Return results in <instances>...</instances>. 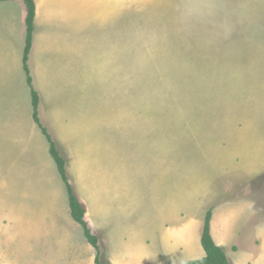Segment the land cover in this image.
I'll use <instances>...</instances> for the list:
<instances>
[{
    "label": "rangeland",
    "instance_id": "1",
    "mask_svg": "<svg viewBox=\"0 0 264 264\" xmlns=\"http://www.w3.org/2000/svg\"><path fill=\"white\" fill-rule=\"evenodd\" d=\"M220 1L34 0L38 37L28 65L40 97L38 118L66 161L98 251L73 221L60 177L58 237H37L36 227L50 223L41 213L14 220L0 235V264H87L89 246L91 256L109 264L117 256L107 258L99 223L109 229L120 223L124 234L145 238L149 249L160 250L153 264H182L197 259L192 245L170 254L163 240L174 243L186 226L190 237V225L203 226L207 210L218 228L227 222L230 243L223 249L230 264H264V0ZM13 5L26 17L23 2ZM20 27L23 37L12 35L16 44L6 49L7 29L0 28V122L6 124L9 111L28 106L27 116L32 113L22 70L25 18ZM48 38L52 58L44 55ZM62 54L70 63H61ZM18 138L9 147L17 148ZM34 141L41 140L28 143ZM44 148V160L56 168L47 143ZM32 151L13 162L27 167ZM42 151L35 149L34 166ZM32 175V182L0 195V203L23 210L34 184L42 208L49 183ZM31 208L22 211L25 217ZM101 211L114 219L107 214L102 221Z\"/></svg>",
    "mask_w": 264,
    "mask_h": 264
},
{
    "label": "crops",
    "instance_id": "2",
    "mask_svg": "<svg viewBox=\"0 0 264 264\" xmlns=\"http://www.w3.org/2000/svg\"><path fill=\"white\" fill-rule=\"evenodd\" d=\"M13 2V3H11ZM17 2V3H16ZM21 0H17V1H0V21L4 23V25L2 23H0V28H4L7 29L6 30V35L8 36L7 38V42L3 44L4 49H6V47H10L12 44H16L15 40L16 39H11L12 35H14L17 38H21L23 37V35L21 34V23L22 20L25 18V14L24 12L22 13L24 17H22V20L20 18L21 14L19 13V9H17L13 4H19L21 3ZM221 3V1L219 0V4ZM230 3V2H229ZM230 6H234L232 3H230ZM22 7V6H21ZM62 11V10H60ZM237 11V10H229L230 13ZM36 15H38L37 13V7H36ZM37 16H35V28H34V33H33V45H32V49L34 51L35 45V38L37 35V27H38V21H37ZM47 19H51V17H47ZM50 23V22H48ZM51 24H49L50 26ZM26 35V30H25V34ZM50 35L52 36L53 34L50 32ZM38 37V35H37ZM11 39V40H10ZM37 39V38H36ZM54 44L53 40L51 38L47 39V44L43 49H46L47 51L44 53V55L51 57V55L54 56V54L51 52L50 50V54L48 55V50L51 47V45ZM17 45H18V41H17ZM5 51V50H4ZM53 51V49H52ZM14 54L20 58L21 55H19V52L17 50H14ZM23 54V52L21 53ZM13 55V56H15ZM62 60L61 63L63 64H67L70 63L69 60H66L65 57L63 58V54L61 55ZM0 60L4 61L2 58H0ZM17 61V60H16ZM48 63V62H47ZM30 65V64H29ZM50 67V66H49ZM51 68V67H50ZM30 69V68H29ZM23 70V68H22ZM30 93V90H29ZM30 100H31V94H30ZM30 111L33 113L32 110V105L30 102ZM2 107H0L1 109ZM8 111L9 109L6 108ZM5 110V109H3ZM20 112H23L22 114H20ZM32 113L29 112L28 114V106L24 109L23 106L21 109H16L13 113L12 112H8L5 113L7 116H5V119L8 121V123H4V122H0V142H6V145L4 147L3 150H0V195H2L4 192L5 194H8L9 191L10 193L13 192V189L15 186H17L18 184H25L27 182V179L29 180V183L32 182L33 180V175L37 176L38 178H44L43 180L49 183V186L46 187V189L48 188V193L45 194V196L43 197L42 200V204L41 207L42 208H38L36 205L38 204L36 202V188H38V186L36 185H32V187H30V194L27 195L25 198H27L28 202L26 204V206L23 208V210L20 207H12V208H7L5 203H0V235H3L9 228H10V224H12V222L14 220H26V221H31L33 218H39L40 215L38 216H34L33 213H41L42 215V221L44 222H50L47 223L46 225H40V227H36V234L37 237L38 236H42L41 238H46L44 235H56V237H58L59 235V226L58 223L55 225V222H58V218H59V208H60V196H61V191H60V187H59V178L60 175L58 174L56 168H53L50 164L48 165V161L44 160L45 159V143H47L48 145V156L50 155L49 153V144L45 138V136L42 134V132L40 133V129H38L37 124H35L33 117H32ZM10 114V116L8 115ZM31 114V115H30ZM13 116L14 117H18V119H14L13 120ZM36 128L39 130V133H37ZM3 129H6L4 132ZM11 133V134H7V133ZM52 135V134H51ZM23 136V137H21ZM19 137V138H18ZM32 137V138H31ZM19 139L17 141L18 147H9L8 142H12L15 139ZM39 139L41 140L39 143L36 142H32V143H28V141L30 139ZM55 140V138H54ZM20 142V143H18ZM36 148H41V150L43 149V151L41 152V156L42 159L40 161L39 166H34L33 162L34 159L36 157V154H34L35 149ZM33 149L31 155H33V160L31 161V164L26 166H20V165H16L15 162L13 161H17L21 156L26 155L27 151ZM31 152V151H30ZM50 157V156H49ZM46 165H45V164ZM14 164V165H13ZM29 164V163H27ZM52 175V177H51ZM49 178H55L56 179V184H54V181L52 179ZM43 183H41L42 186ZM55 185V186H54ZM45 189V190H46ZM57 203L59 205H57ZM33 205V208H31V213L30 215H28L27 217H25L22 213L27 211V208H30ZM54 212H57V214H54ZM111 211H104V212H100L99 215L101 216V219L103 221L102 217H105L107 214L110 217L109 221L111 219H114L113 215L110 214ZM103 214V215H102ZM99 217V216H98ZM40 219V218H39ZM74 221V220H73ZM101 221V220H100ZM107 221V222H109ZM75 222V221H74ZM76 223V222H75ZM223 223V224H222ZM226 221H221V228H218L214 221L212 220L211 222V234L213 239L217 242L216 244L222 248H226L227 244H229L230 240L227 241L228 238L227 237V232L229 230ZM98 226L101 228V236L102 240H105V244L107 246H109L110 250L108 253L107 258L109 259L111 256L116 255L117 257L112 260H109V264H140L141 259H146V263L147 264H153V261L157 260V257H159L160 255V250L159 249H149V243L147 244L144 242L145 238L143 239H138L136 237H133L130 233L127 234L123 232V226L118 223L117 226L110 228L109 229V224L108 225H101L100 223L98 224ZM228 229H226V227ZM96 227L93 228L94 232L96 233ZM104 228H106V231H104ZM189 229V228H188ZM57 230V232H56ZM92 230V229H91ZM92 230V231H93ZM191 231H195L194 233H190ZM201 231H202V225L200 224L198 226V223L193 222L192 225H190V229H189V233L191 234L190 237L188 235L187 238V226L186 228H180V232L178 233L177 231V236H179V239L176 240L174 243L170 242L167 232L165 233L166 237L168 238V242L164 239L163 242L164 244H167L169 246V251L167 253L170 252V254H182L183 251L189 252L188 250H191V248L188 247L189 245H192L193 249H195L194 251V256L197 257V259H200L202 257H204V251L202 249V247L200 248V246L198 244H200V236H201ZM110 232V234H109ZM164 232V230H163ZM162 232V234H163ZM186 234V235H183ZM29 235V234H28ZM170 236V235H169ZM29 237V236H28ZM164 234H163V237ZM218 238V240L220 241V243H218V241L216 240ZM152 241V240H151ZM178 242L179 243V249L176 250L174 247V244ZM57 244V242H56ZM195 244V245H194ZM57 246L59 247V245L57 244ZM136 250L132 252H129L130 250H128L129 248H133ZM182 248V249H181ZM59 250V248H58ZM57 250V251H58ZM174 250V251H173ZM226 250V249H225ZM122 251V252H121ZM145 251L150 252V254H146ZM179 251V252H176ZM182 251V252H181ZM87 253L88 254V262L86 261L87 264H93L95 262V256H91V249L90 246L87 249ZM123 254V256L119 257V254ZM166 253V254H167ZM110 255V256H109ZM144 259V260H145ZM195 259V260H197ZM56 259H54L55 261Z\"/></svg>",
    "mask_w": 264,
    "mask_h": 264
},
{
    "label": "trees",
    "instance_id": "3",
    "mask_svg": "<svg viewBox=\"0 0 264 264\" xmlns=\"http://www.w3.org/2000/svg\"><path fill=\"white\" fill-rule=\"evenodd\" d=\"M0 1H17V0H0ZM21 1L24 3L26 8V17H25L26 36H25V46L22 57V67L26 75V83L30 88L31 105L33 110L32 117L34 122L37 124V126H39L42 134L45 136L49 144V153L56 165L61 180L65 185L67 197H68L70 215L72 219L82 227L84 236L88 241V243L98 251V244H97L98 238L90 232L88 225L84 220L85 208L80 202L79 198L76 196L72 185L69 183L66 167H65L66 161L60 155L55 140L48 133L47 129L40 124L38 118V107H39L40 97L33 85V79L30 74L29 65H28V56L31 51L33 33L35 28L36 7L34 0H21ZM211 219H212V212L211 210H207L203 220V226L200 237V245L204 251L205 254L204 257L197 260H190L182 264H230L229 259L225 253V250L222 247L218 246L213 240V237L211 235V228H210ZM95 264H100L99 256H96Z\"/></svg>",
    "mask_w": 264,
    "mask_h": 264
}]
</instances>
